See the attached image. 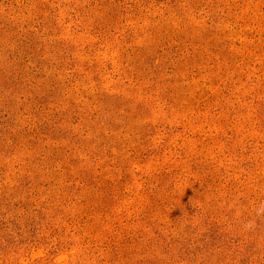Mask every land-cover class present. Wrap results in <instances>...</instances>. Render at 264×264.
Returning a JSON list of instances; mask_svg holds the SVG:
<instances>
[{"label":"rangeland","instance_id":"rangeland-1","mask_svg":"<svg viewBox=\"0 0 264 264\" xmlns=\"http://www.w3.org/2000/svg\"><path fill=\"white\" fill-rule=\"evenodd\" d=\"M0 264H264V0H0Z\"/></svg>","mask_w":264,"mask_h":264}]
</instances>
